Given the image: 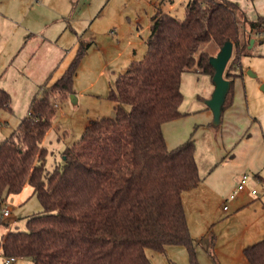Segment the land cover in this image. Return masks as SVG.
Wrapping results in <instances>:
<instances>
[{
    "label": "trees",
    "instance_id": "1",
    "mask_svg": "<svg viewBox=\"0 0 264 264\" xmlns=\"http://www.w3.org/2000/svg\"><path fill=\"white\" fill-rule=\"evenodd\" d=\"M184 12L178 19L156 9L142 60L131 62L107 95L114 116L91 120L52 171L46 170L44 137L60 101L73 94L89 44L79 38L59 79L37 87L28 115L0 141V200L27 185L43 212L26 220V231L0 241L2 258H26L30 264H151L147 249L164 254L167 247L182 246L191 264H198L181 197L201 183L194 143L189 138L168 149L162 127L184 116L183 74L197 67L213 78L209 55L195 58L204 43L221 49L231 42L236 56L224 71L230 89L222 116L233 104L232 84L250 40L240 38L239 22L258 33L264 17L247 21L231 0H189ZM9 102L0 88V109H8ZM210 242L213 246V237ZM242 256L246 264H264V239L244 248Z\"/></svg>",
    "mask_w": 264,
    "mask_h": 264
},
{
    "label": "rangeland",
    "instance_id": "2",
    "mask_svg": "<svg viewBox=\"0 0 264 264\" xmlns=\"http://www.w3.org/2000/svg\"><path fill=\"white\" fill-rule=\"evenodd\" d=\"M47 1L43 9L27 13L26 17L30 18L29 22L36 31L42 22L56 25L53 22H56L57 15H62L65 21L59 28L54 26L57 28L56 34L47 30L45 40L38 38L37 34L38 37L12 44L0 43V87L3 86L10 94L12 110L0 109V141L17 128V122L26 115L29 100L38 85L48 78L51 83L59 79L61 71L73 59L78 37L76 31L82 41L89 44V49L80 60L72 87L76 102L73 104L70 97L60 101L54 119L56 126L48 131L46 170L52 171L61 164L62 151L80 139L91 120L114 116V105L107 95L127 65L142 60L146 51L144 40L149 34L148 26L154 11L173 5L171 14L180 19L185 15L184 5L188 0H78L74 18L70 17L77 0ZM231 1L245 13L249 22L256 21L258 15L264 17V0ZM66 20L73 32L68 28L64 30L68 26ZM239 25L240 38L250 36V40L236 69L240 76L232 84L233 104L222 112L221 123L213 125L212 112L206 104L214 91L212 79L199 73L197 67L182 76L180 112L184 116L176 122H168V145L173 146L182 139L184 143L189 138L194 143L201 183L181 197L190 236L198 245L195 248L198 264H219V258H224L222 254L237 241L236 238L239 237L241 251L243 246L257 242L256 239L262 235L247 240L250 234L264 233V183L245 171V163L257 167L258 161L264 160V91L261 89L264 85V28L257 33L250 32L248 25L241 22ZM251 40L254 41L252 45ZM66 49H69L68 53H64ZM219 51L213 42L204 43L198 47L195 58L201 52H206L212 58ZM231 56L228 65L236 58L234 51ZM50 64L53 67L48 70ZM125 108L129 111L128 106ZM244 134L250 138L239 145L233 142L232 154L236 158L225 165V169L230 172L235 170L236 183L244 173L248 175L257 195L243 196L236 192L234 195L237 197L230 201L226 198L228 191H235L232 190L236 188L233 177L229 176L232 178L214 193L215 181L207 175L215 154L226 149L232 137L234 139ZM259 175L264 178V170ZM222 202L227 207L226 211H222ZM4 210L8 211L5 216ZM42 212L40 201L27 185L19 194L0 200V241L8 233L26 231V220ZM213 236L220 251L216 260L210 259L206 253ZM181 249L182 253H176L172 258L166 251L160 254L149 249L146 256L151 264H191L186 249ZM12 264H30V261L21 258Z\"/></svg>",
    "mask_w": 264,
    "mask_h": 264
},
{
    "label": "crops",
    "instance_id": "3",
    "mask_svg": "<svg viewBox=\"0 0 264 264\" xmlns=\"http://www.w3.org/2000/svg\"><path fill=\"white\" fill-rule=\"evenodd\" d=\"M168 1H170V0H168ZM47 2H48L47 0H40V1L39 0H37V1H35V0H0V43L3 41V42H6L8 44H12V43H14L16 41H19V40L24 41V39H28L29 37H34V36L38 37L37 34L39 35L38 38L42 39V37H43L42 40H45L47 38L44 37V34H46L47 30L48 31H52L53 34H56L57 33V28H59L60 24L65 21L64 20L65 18L63 19V16L62 15H60V14L57 15L58 18H57L56 22H53V23H56V25H54L52 23H44V22H42L41 25H38L39 27H36V31H34L35 28H33V25H31L30 22H29L30 21V18L29 17H26V14L27 13H30V12L35 11L37 9H41V8L43 9L44 3H47ZM78 4H79V1L78 0L75 1V6H74V9H73L72 14H71L72 17H70V18H74L76 16L75 14H76V11L78 10ZM172 8H173V5H169V7L167 9H165V10H159V11L162 12V13H165L166 12V13H170L171 14L170 10H172ZM151 17H150V22H149L148 28L150 27V24H151ZM66 23H67V20H66ZM67 25L68 26H66L64 30H66V28H68L69 31H72L73 32L74 30L70 27L69 22L67 23ZM54 26H57V28H55ZM149 30H150V28H149ZM74 32H75L76 36H78L77 37V43L75 44L76 49H77V47H78L77 46L78 39L80 38L82 40V37L79 36L76 33V31H74ZM25 42H26V40H25ZM68 52H69V49H66L64 51V53H68ZM70 61H69V63H70ZM69 63H68V65H69ZM52 67H53V64H50V66H48V70L52 69ZM66 67H65V69H66ZM63 71H61V72L63 73ZM0 88L3 89L7 93V91L5 90V88L3 86L0 87ZM32 97L30 98L29 103H30ZM10 101H11V97H10ZM28 106H29V104H28ZM10 107H11V104L9 102L8 109H5V110L12 111ZM27 109H28V107H27ZM28 111H29V109L27 110L26 115L24 117H22L21 119L25 118L28 115ZM19 121L17 122V124L19 123ZM249 121L251 122L252 120H249ZM173 122H176V121H173ZM173 122L171 121V123H173ZM166 125H168V124H165L162 127V132H163V136L165 137V141H166V144H167V148L168 149H172L171 147L174 148V147L180 145L183 142V139L182 140H179L178 142H176V144H173V146L168 145V143H167V141H168V133H167V131H169L170 126L169 125L166 126ZM55 126H56V124L53 126V128L51 130H53L55 128ZM172 127H173V125H172ZM48 136H49V133L47 132L45 134V137H44V141H43L42 146H46L45 143H46V140H47ZM249 138L250 137H249L248 134L241 135L240 137H236L234 139L232 137V139L230 140V144L228 145V147L226 149L223 148V150L218 151L215 154L214 159H213V162L211 164L212 165V168L210 169V172H208V175H207V176H209L210 179H212V180L215 181V184H214L215 185V188L212 190L214 193L217 192V191H220V188L222 187V185H224L227 182V180H230V178H232V177H233L232 179L236 183V180H235V170H233V171L230 172V171H228V170L225 169V165H228L229 163L234 162V160L236 158L235 157V154L234 153L232 154V151H234V149H233V142L236 141L235 142V145H239L244 140L249 139ZM263 144H264V141H263ZM263 170H264V160H262V162H259L258 161V166L257 167H252V166H250V164H248V163L246 164L245 163V171H247L248 173L252 174L255 177V179H258L261 183H264V178L263 177H260L259 173L261 171H263ZM229 176H232V177H229ZM234 189L235 188H233L232 190H234ZM250 189H254L253 186L251 185V183H249V185L247 186V189L244 192H240V193H237V194H241L243 196L251 195L249 193V190ZM231 192L232 191H230V192L228 191L227 195L231 194ZM251 196H253V195H251ZM255 196H253V197H255ZM226 200H227V198H226ZM224 202H222L223 203V205H222V211H226V210H223V206H225ZM258 234L259 235L262 234V235H261V237H258L259 239H256L257 242L259 240L264 239V233L257 232V234H254V233L253 234H250L251 236H249L247 238V240L250 237H254L256 235L258 236ZM235 240H237V241L234 242V244H232L222 254V256L224 258L223 259H220L219 258V264H246V260L242 256V250L244 248L248 247V246H243L241 248V251H240V241H239V237L236 238ZM213 242H214V245L212 246V244L210 243V249L206 253H207V255H208V257L210 259H212L211 256H210V254L212 253L211 254L212 257H214V259L216 260V256H219L220 255V251L217 249V242H216V238L214 236H213ZM249 244H247V245H249ZM196 245H197V242H196ZM181 248L182 247H180V246L167 247L166 248V253L168 254L169 258H172L173 256H175L176 253H178V254L179 253L180 254L182 253V249ZM0 259L2 260L1 254H0Z\"/></svg>",
    "mask_w": 264,
    "mask_h": 264
},
{
    "label": "water",
    "instance_id": "4",
    "mask_svg": "<svg viewBox=\"0 0 264 264\" xmlns=\"http://www.w3.org/2000/svg\"><path fill=\"white\" fill-rule=\"evenodd\" d=\"M254 43L251 40V45ZM233 51V44L231 42H227L220 49L219 53L209 59V64L211 65L214 75L212 78V82L214 84V91L210 100L206 102L208 108L212 112L213 125L217 126L221 122V110L224 106L225 99L229 93L230 83L226 79H224V71L228 65L229 60L231 59V54ZM261 89L264 91V85H262ZM70 101L75 104L76 98L71 95Z\"/></svg>",
    "mask_w": 264,
    "mask_h": 264
},
{
    "label": "built area",
    "instance_id": "5",
    "mask_svg": "<svg viewBox=\"0 0 264 264\" xmlns=\"http://www.w3.org/2000/svg\"><path fill=\"white\" fill-rule=\"evenodd\" d=\"M37 1V0H35ZM250 183V179H249V176L248 175H245L243 174L237 181V184H236V188H235V191L232 192V194H229L227 200H230L232 201V199H234L236 197V195H234L236 192L237 193H240V192H244L246 189H247V186L249 185ZM249 193L253 196L257 195L256 194V191L255 189H250L249 190ZM223 210H227V207L226 205L223 206ZM8 214V211L7 210H4L3 211V215H7ZM15 260L11 257L9 258H3L2 259V264H12Z\"/></svg>",
    "mask_w": 264,
    "mask_h": 264
}]
</instances>
